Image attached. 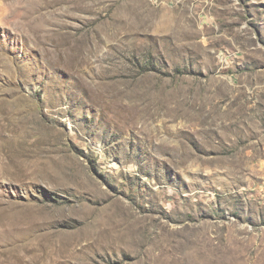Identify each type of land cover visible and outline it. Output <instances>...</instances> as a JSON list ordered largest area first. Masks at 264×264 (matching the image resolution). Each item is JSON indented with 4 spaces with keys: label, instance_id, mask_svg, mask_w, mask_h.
I'll use <instances>...</instances> for the list:
<instances>
[{
    "label": "rangeland",
    "instance_id": "1",
    "mask_svg": "<svg viewBox=\"0 0 264 264\" xmlns=\"http://www.w3.org/2000/svg\"><path fill=\"white\" fill-rule=\"evenodd\" d=\"M0 264H264V0H0Z\"/></svg>",
    "mask_w": 264,
    "mask_h": 264
}]
</instances>
